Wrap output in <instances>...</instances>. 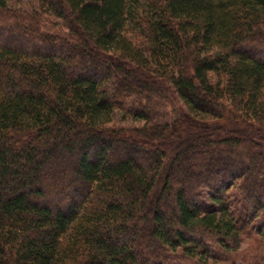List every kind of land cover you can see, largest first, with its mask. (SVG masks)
<instances>
[{
	"label": "trees",
	"instance_id": "trees-1",
	"mask_svg": "<svg viewBox=\"0 0 264 264\" xmlns=\"http://www.w3.org/2000/svg\"><path fill=\"white\" fill-rule=\"evenodd\" d=\"M12 1L0 264H222L253 223L264 240V0Z\"/></svg>",
	"mask_w": 264,
	"mask_h": 264
},
{
	"label": "rangeland",
	"instance_id": "rangeland-1",
	"mask_svg": "<svg viewBox=\"0 0 264 264\" xmlns=\"http://www.w3.org/2000/svg\"><path fill=\"white\" fill-rule=\"evenodd\" d=\"M8 5H10L11 8H14L13 10L16 9H22L25 11L28 10L30 11L32 9V2L30 0H21L20 2L12 1L9 2ZM54 22L55 20H51ZM112 124L115 126H131L134 125L130 120H124L121 119V116L119 113H115L113 119H112ZM242 124H235V125H226V127L230 130H237L241 129L240 127H243ZM245 127V126H244ZM252 128L248 127V130L246 131H252ZM224 131V130H223ZM218 136H220L219 133H217ZM260 137H259V136ZM261 137H264V132H257L256 137H252L255 141H261ZM261 139V140H260ZM259 184H262L260 179L258 180ZM264 183V182H263ZM245 215L242 214L243 219V227L248 222V218L244 217ZM261 225V230L264 232V225L262 223H259V227ZM258 228V224L255 222L247 228V232L241 235L242 239L240 241V246L238 249H236L235 252L229 254V258L225 259V262L222 264H264V240L260 238V236L257 233V230L259 231L260 229ZM164 264H193L189 261L186 260H180V259H171L168 262Z\"/></svg>",
	"mask_w": 264,
	"mask_h": 264
}]
</instances>
